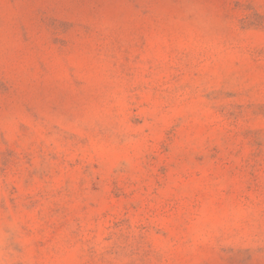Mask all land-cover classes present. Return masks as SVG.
Here are the masks:
<instances>
[{
    "label": "rangeland",
    "instance_id": "1",
    "mask_svg": "<svg viewBox=\"0 0 264 264\" xmlns=\"http://www.w3.org/2000/svg\"><path fill=\"white\" fill-rule=\"evenodd\" d=\"M0 264H264V0H0Z\"/></svg>",
    "mask_w": 264,
    "mask_h": 264
}]
</instances>
